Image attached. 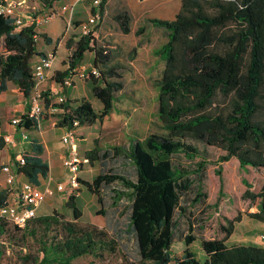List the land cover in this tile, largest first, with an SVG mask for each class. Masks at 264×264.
Wrapping results in <instances>:
<instances>
[{
  "label": "trees",
  "instance_id": "obj_1",
  "mask_svg": "<svg viewBox=\"0 0 264 264\" xmlns=\"http://www.w3.org/2000/svg\"><path fill=\"white\" fill-rule=\"evenodd\" d=\"M52 1L46 0L44 5ZM105 1L99 0L90 11L101 18ZM111 18L121 33L129 31L131 15L126 8L114 11ZM147 20L165 32L164 41L152 50L162 62L155 80L157 129L143 135L126 131L118 141L110 135L104 139L106 143L97 139L84 151V157L88 162L96 160L98 171L90 180L79 178L87 190L99 191V213L113 224L111 229L69 219L55 209L27 218L22 226L0 216V264H71L84 255L100 264H131L126 256L112 257L123 237L132 240L137 260L145 264H264V246L224 243L239 214L219 224L221 237L199 238L202 259L188 246L195 235L178 228L186 207L180 199L195 203L205 196L202 187L208 146L223 151L217 162L233 156L242 170L264 168V0H179L172 18ZM23 28L27 46L19 52L0 53V64L18 68L25 79L31 77L28 59L36 52L31 27ZM141 31L142 26L134 30L136 34ZM90 37L91 33L76 41L79 46L68 66L54 69L51 77L60 81L84 49L92 50L91 64L98 76H90L91 91L103 108L98 114L85 99L75 103L65 98L54 104L60 107L52 113L57 125L70 127L73 120L78 125L100 120L124 95L119 80L121 62H111L105 47L89 45ZM48 104L44 97L43 105ZM34 124L35 119L26 113L17 123L23 128ZM3 143L0 135V148ZM139 143L153 162L166 160L168 191L151 178ZM39 151L40 144L32 139L29 151L22 152V162L15 165V171L34 184L47 170ZM179 153L185 164L173 158ZM213 171L219 174L220 166ZM245 185L242 196L256 200V209L245 214L264 222V179L257 190ZM141 187L149 194L136 200ZM7 193L6 188L0 190V205ZM175 238L185 245L180 255L169 253Z\"/></svg>",
  "mask_w": 264,
  "mask_h": 264
},
{
  "label": "rangeland",
  "instance_id": "obj_2",
  "mask_svg": "<svg viewBox=\"0 0 264 264\" xmlns=\"http://www.w3.org/2000/svg\"><path fill=\"white\" fill-rule=\"evenodd\" d=\"M41 1L44 2L46 0ZM71 1L61 0L58 2L66 5V11L70 12V25L74 28L76 22L84 19L88 15L91 3L90 0H82L81 4L73 5ZM22 3L23 9L29 10L24 2ZM178 5L179 0L105 1L101 20L93 28L92 31L95 35L91 33L92 37L88 40V44L105 47L111 55L112 60L121 62V77L119 80L122 83L124 95L122 94L120 96L121 98L114 102L113 109L110 110L108 115L103 116L99 121L95 119L94 124L99 126L100 130L101 128L102 130H109V134L113 135L117 141L118 139L124 138L126 131L135 130L143 135L148 131L157 129L154 115L157 89L155 80L160 73L162 62L161 59L153 54L152 50L164 41L165 32L161 27L152 26L147 20V17L172 18ZM123 8H126L131 15L130 29L127 33H121L111 18L114 11ZM2 20L4 33H0V46H3L6 52H19L27 46V41L23 38L24 36L17 37L20 33L25 32V29H21L22 27L19 26L18 30L21 31L16 37L15 35H9L7 31L8 29L11 30L14 25L9 18H3ZM139 26H142V31L136 34L134 30ZM59 27H61V24H59ZM59 36L61 35L59 34ZM42 38L45 39L44 36ZM80 41H82L81 38ZM62 42L65 41L62 39ZM73 42L75 43L74 45ZM71 44L72 46L69 52L73 54L79 44H76L74 39ZM69 52L63 55L62 62L67 60ZM90 59L91 55L89 50L84 49L78 62L87 69L91 65ZM2 76L15 79L17 82L21 79L33 85L30 77L28 76L23 79V75H21L19 69L16 67L5 68L0 64V78ZM77 79L85 81L90 80V77L86 76ZM91 104L96 111L100 108V105L97 106L93 99ZM43 108L46 113V107L43 106ZM97 113L99 114L100 112ZM58 132L59 128L54 127L47 129L45 133L49 139L55 140L58 137ZM139 144L142 150L141 158L147 164L151 178L161 182L160 187L168 191L170 189V183L166 181V160L153 162L150 156L144 153V148L141 143ZM207 151L208 161H206V167L204 169L205 177L202 187L203 191H205V196L202 200L195 203H186L188 200L180 199V203H185L186 207L184 215L179 217L178 221L179 229L182 231H190L195 235V238L188 246L199 259L203 258L199 238L221 237L222 232L219 229V224H223L226 218H231L235 214H239L243 220L234 227L231 234L232 237L237 235V238H243L244 240L251 237V234L247 233L249 232V226L257 222L255 219L247 218L245 213L254 210L256 200L243 197L242 191L246 187L245 182L250 185V189L256 190L260 182L264 179V168L248 167L242 170L238 166L236 158L233 156L225 161L217 162V156L223 152L221 149L208 146ZM174 157L181 163H186V160L180 153ZM217 165L220 166L219 174L213 171V168ZM219 184L221 185L220 187ZM148 194L149 191L145 187H141L137 191L136 200L143 199ZM69 203L72 205L71 201H68ZM99 205L101 207V203L96 200V204L90 208V211L96 212V208ZM62 214L69 218L66 214ZM117 216L119 219L123 218L121 214ZM112 225L109 223L107 227L111 229ZM242 232H246L247 234H243ZM184 246L182 240L175 238L169 248V253L171 255H180ZM5 252L6 254H10V250L8 249ZM124 256L131 260V264H145V262L137 260L134 244L131 239L126 237L121 238L117 251L112 255L113 258ZM95 263L98 264L99 262L87 255L76 257L71 261V264Z\"/></svg>",
  "mask_w": 264,
  "mask_h": 264
},
{
  "label": "crops",
  "instance_id": "obj_3",
  "mask_svg": "<svg viewBox=\"0 0 264 264\" xmlns=\"http://www.w3.org/2000/svg\"><path fill=\"white\" fill-rule=\"evenodd\" d=\"M58 1L61 0H53L50 5H44V2L41 0H24V4L29 8V10L35 11L36 13H42L49 6L59 8V6L63 3ZM81 1L82 0H72L71 3H73V5H78L81 4ZM37 8L39 9L36 10ZM90 12L91 11H89V13ZM69 17L70 12L66 10L59 11L48 21L42 22L35 27V30L38 33V39L33 44V50L36 53H33L28 59V64L30 67L37 55V52H45L49 50H51L54 55L48 74L54 69H63L66 67V62H62L63 55H65L71 49V42L73 39L74 41H77V39L80 38L78 27L79 21L74 24V28L71 27L70 21L68 26H66V22L68 21ZM2 19L3 17L0 16V33H4V24H2ZM59 24H61V27H59ZM20 31L21 30H18V27H12L11 30L8 29L7 33L9 35H15L16 37ZM91 33L92 35H95L93 31ZM59 34L61 36H59ZM19 36H24L23 38H25V32L20 33V35L17 37ZM42 36H44L45 39H43ZM62 39L65 42H62ZM73 44L75 43L73 42ZM0 53H7L3 46H0ZM89 53L91 55V62L93 51L89 50ZM109 57L111 62L115 61L112 60L110 54ZM30 79L32 80L33 85H28L27 82L22 81L21 79L19 82H17L15 79H11L7 76H2L0 78V135L2 136L7 134L10 138V142H4L0 148V166L3 164H9L13 173L14 187L26 180L27 178L23 174L15 171L16 163L14 161V155L18 152L29 151L31 147V140H35L40 144L38 156L47 165L45 174L38 176V182L36 185L42 190L45 188H49L51 190V193L45 194L44 198L36 205L34 211L35 215L49 213L52 209H55L58 212L66 214L69 219L88 221L96 224L99 227H107L108 222L106 218L99 213L100 205L97 206L96 212L90 211V208L96 204V200L100 202L99 191H89L81 183L79 195L75 198H68L65 196L63 191H58L54 188V185L57 181H64L65 179V169L62 165V160L68 153V148L60 140V136L66 127L64 125H57L55 117L52 114L58 110H53V108L49 107L48 104L45 106L47 112L45 113V109L43 108L42 116L37 121H35L34 125H31L29 128H23L22 126L18 127V125H13L9 121L11 117L20 116L22 113H25L28 107V97L32 91V88L34 87L41 90L42 100L45 97L48 99L49 103L53 101V90L59 89L62 91L65 98L72 99L75 103L79 102L81 99L87 100L89 106L94 110L91 104L93 99L97 106L100 105V108L97 111H94L96 113L101 112L103 106L101 102L92 94L91 81H82L81 79L75 78L72 84L59 88L57 82L52 77H47L41 82H34L31 77ZM97 120L99 121V119ZM94 121L90 124H81L75 127V151L79 157L86 158L84 157V151L86 149L93 147L97 139L103 143L108 142V140L105 141L104 139L111 135L107 129L102 130L101 128L100 130V127L95 125ZM54 127L59 128V132L57 133L58 137L55 140H51L48 138L45 132L47 129ZM21 130L26 133V138H22L20 136ZM97 171L98 163L96 160L91 162L85 161L82 162L78 175L80 179L90 180L97 173ZM11 187V185L5 183L4 173L0 169V190L3 188L8 190L6 196L8 200L13 197V188ZM68 201H71L72 205H70V203L68 204ZM255 209L256 206L254 207V210ZM247 218L251 217L247 216ZM242 220L243 218L241 217L238 221L234 222L232 231L226 237L224 243L226 245L232 243H255L264 246V238H260V235L264 234V222L256 219L255 220L257 223L249 226V232H247L248 234H251L250 238L244 240L243 238H237V235L232 237L231 234L234 227ZM247 233L245 232L243 234Z\"/></svg>",
  "mask_w": 264,
  "mask_h": 264
},
{
  "label": "built area",
  "instance_id": "obj_4",
  "mask_svg": "<svg viewBox=\"0 0 264 264\" xmlns=\"http://www.w3.org/2000/svg\"><path fill=\"white\" fill-rule=\"evenodd\" d=\"M22 2L24 0H0V16L3 18H9L14 27H31L32 32L30 33L32 41L36 42L38 39V33L35 30V27L42 23L48 21L54 14L59 11L66 10L67 7L65 4H61L59 8L47 7V9L42 13H34L31 10H24L22 7ZM91 6L95 7L98 5L99 0H90ZM100 21V15L95 12H90L88 16L79 21V34L82 39L87 34L91 33L93 27ZM69 24V19L66 22V26ZM80 38L77 41H80ZM54 53L49 50L45 52L37 53L34 61L30 67L31 78L34 82H41L47 77H51V73L48 74L52 58ZM73 57V54H70L67 57L66 66H68L69 59ZM68 73L62 77L60 81H56L59 88L66 87L73 83L75 78H84L86 76H98V70L92 66L85 69V66L77 62L73 66L68 67ZM54 96L53 101L49 103V107L53 110H59L60 107L55 106L54 104L63 103L65 96L59 89L53 90ZM27 109L25 113L28 116H31L37 121L43 112V100L41 90L37 88H32L30 95L28 97ZM20 120V116H13L10 118V123L17 125ZM78 126L76 120L72 121V126L66 127L64 132L60 136L61 142L65 144L68 148V153L62 160V165L65 169V179L64 181H57L54 185V188L58 191H63L65 196L68 198H75L80 193L81 182L79 181V171L81 168L82 162L87 161L86 158L79 157L75 151V127ZM20 136L26 138V133L21 130ZM4 142H10V138L7 134L2 135ZM23 160L22 152H18L14 155V161L16 164L21 163ZM0 169L4 173V181L6 184L11 185L13 188V197L11 199H6L5 203L0 205V216L4 217L8 221L22 226L25 220L33 215H35L36 205L44 198L45 194L51 193L49 188L40 189L36 184L29 180H24L16 187L13 186V173L9 164H3L0 166ZM261 238H264V234L260 235Z\"/></svg>",
  "mask_w": 264,
  "mask_h": 264
}]
</instances>
